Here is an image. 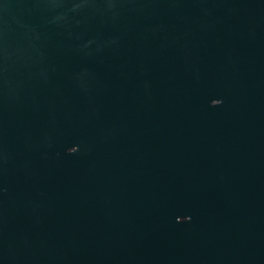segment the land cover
I'll use <instances>...</instances> for the list:
<instances>
[{"label": "water", "instance_id": "95a60500", "mask_svg": "<svg viewBox=\"0 0 264 264\" xmlns=\"http://www.w3.org/2000/svg\"><path fill=\"white\" fill-rule=\"evenodd\" d=\"M0 264H264V0H0Z\"/></svg>", "mask_w": 264, "mask_h": 264}]
</instances>
